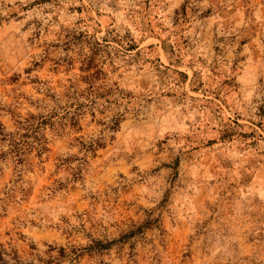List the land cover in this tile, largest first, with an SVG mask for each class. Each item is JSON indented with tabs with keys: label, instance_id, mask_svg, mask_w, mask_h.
Masks as SVG:
<instances>
[{
	"label": "rangeland",
	"instance_id": "374dc122",
	"mask_svg": "<svg viewBox=\"0 0 264 264\" xmlns=\"http://www.w3.org/2000/svg\"><path fill=\"white\" fill-rule=\"evenodd\" d=\"M0 243L264 264V0H0Z\"/></svg>",
	"mask_w": 264,
	"mask_h": 264
},
{
	"label": "trees",
	"instance_id": "16d2710c",
	"mask_svg": "<svg viewBox=\"0 0 264 264\" xmlns=\"http://www.w3.org/2000/svg\"><path fill=\"white\" fill-rule=\"evenodd\" d=\"M31 249L35 250L34 248ZM105 249H107L106 245H103L101 242L94 241L92 242V246L88 247L86 250L88 252L93 251L98 253V251H102ZM64 250L65 249L60 248L59 253L64 254ZM52 253L53 248L49 247V256L47 257V259L44 260L36 255H31L33 257V261L31 260V262L26 264H53L55 258L53 257ZM71 253H75V256L77 255L76 250H72ZM0 264H23V262L21 261V257L18 255L17 251L14 248H12L10 245L0 243Z\"/></svg>",
	"mask_w": 264,
	"mask_h": 264
}]
</instances>
